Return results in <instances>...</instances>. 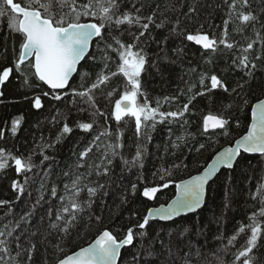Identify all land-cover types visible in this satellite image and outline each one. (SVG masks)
Instances as JSON below:
<instances>
[{"label": "trees", "instance_id": "16d2710c", "mask_svg": "<svg viewBox=\"0 0 264 264\" xmlns=\"http://www.w3.org/2000/svg\"><path fill=\"white\" fill-rule=\"evenodd\" d=\"M14 2L23 6L25 0ZM231 2L122 0V11L135 13L138 8L140 15H152L155 20L149 26L151 36L145 33L141 37L148 60L156 65H146L148 71L141 77L142 92L146 94L149 105L156 107L159 101L160 111H180L191 100L184 117L175 121L169 117L164 123H157L154 129L142 127L139 137L133 118L125 117L118 125L111 116L114 102L122 94L125 85L119 74L94 90L95 109L83 103L79 97L71 95H64L61 101L42 96L43 91L51 90L34 77L31 87L24 85L19 73H14L11 83L6 82L0 86L3 92V96H0V130L3 131L0 149L16 157L27 158L31 155L37 165L26 173L28 183L24 185L25 191L22 194L11 187L14 180L23 184L25 178V175L15 172L14 161L9 160V167L0 171V201L7 202L0 204V230H6V224L9 227L18 224L13 236L8 238L10 256L0 253L4 261L14 264L12 258L15 257V264H57L59 259L89 246L104 230H110L122 238L127 228L141 220L148 209L167 205L175 197L179 182L201 173L219 151L233 145L235 140L247 133L251 109L264 98V0H248V7L237 3V13L250 12L256 17L255 21L248 23L242 22L237 14L229 15L228 5ZM53 10L58 14L59 6L54 5ZM63 11H69V6L65 5ZM161 21L164 22L163 27L156 28L155 24ZM177 21V32L183 35L171 32L173 27H177ZM225 21H228L227 25ZM82 22L95 21L82 18ZM140 30L138 26L129 29L125 24L115 34L122 41L131 43L133 37L130 33L138 35ZM198 33L218 40L224 38L234 47L227 49L218 43L216 52L205 51L185 38L187 34ZM164 37H168L167 43L160 45L158 42ZM248 43H253V48L247 54L258 65L251 77L233 64V60L241 55ZM20 44V35L10 33L8 17L0 18V63H7L5 56L15 60L19 55ZM177 48L183 49L179 55L176 53ZM102 49L103 45L97 46L94 41L91 53L71 82L72 88L87 89L96 79L97 73L103 68ZM110 55L112 59L105 73L109 75L118 71L119 63L115 52H110ZM257 55L261 56L260 60H255ZM28 63L30 61L22 67L30 74L32 69L27 67ZM158 68L160 71H157ZM85 72L89 76L82 79ZM202 74L209 77L215 74L228 91L217 88L211 92L206 91L205 95H195L203 90L200 85ZM205 85H210V80H205ZM109 92H113L111 97L108 96ZM35 96H41L43 107L40 109H35L31 104ZM72 100L76 104L70 103ZM143 101L144 96H139L138 102ZM79 108L86 111H78ZM96 109L105 115L97 113L95 117L91 116L90 113ZM209 114L227 117L229 135H221L223 130L214 134L203 132V118ZM93 119L96 123L91 131L85 132L78 128L77 123L92 122ZM13 120L20 121L15 134L11 132ZM64 123H68L73 131L57 142L56 138ZM106 128L110 135L100 136L93 143L94 137ZM116 143L122 145L117 151L128 161L134 159L139 148L143 167L138 162L129 170L118 156L109 166L108 176L97 175L96 166H100V171L105 166L102 163H106L105 152L111 156L106 145ZM49 144L53 146L48 147ZM200 144L205 147L197 151ZM90 146L92 151L81 160L80 154ZM44 155L49 159L44 160ZM167 172L171 175H167ZM161 175H164V180H161ZM77 177L81 178L79 186L83 188L78 198L80 201L88 199L84 185L96 187L104 184L105 188L100 189L92 198L94 202L91 209L79 214L75 226L65 233L62 227L52 228L51 225H63V221H56L55 215L61 207L65 185H71ZM165 182H168V188L162 187ZM133 183L137 184L135 196L131 194ZM262 183L264 158L246 156L240 159L232 170L222 171L210 184L205 205L196 214L168 223L150 221L145 230L136 229L135 246L131 252L138 253V260L134 262L126 248L119 264H221V260L224 264H232L235 254L250 234L246 227L251 223L250 218L254 213L258 215L261 207L260 201L264 197L257 191V187ZM148 186L161 188L153 202L147 201L140 194ZM53 187L56 189L55 197L51 195ZM105 191L107 195H103ZM125 195L126 204L121 203ZM41 196L44 198L37 203ZM260 219L264 222V218ZM241 226L246 227L245 232L239 233L233 244L229 245L228 240L238 233ZM140 231L145 232L143 237L139 236ZM18 235L25 248L35 246L31 252V261L27 259V252L16 255L14 237ZM258 244L264 245V240L258 241ZM254 252V259L264 258V246L254 249Z\"/></svg>", "mask_w": 264, "mask_h": 264}, {"label": "snow or ice", "instance_id": "6c2138e0", "mask_svg": "<svg viewBox=\"0 0 264 264\" xmlns=\"http://www.w3.org/2000/svg\"><path fill=\"white\" fill-rule=\"evenodd\" d=\"M225 3H228V0H225ZM237 3H241L243 7L249 6L248 0H232L228 5L230 16L237 14L238 18L244 23L256 20V17L250 12L244 13L240 11L237 13ZM121 4L122 0H79V2L78 0H25L22 6L21 3L14 2V0H0V18L7 16L10 33L19 34L21 37L18 57L12 60L5 56L7 63H0V86H4L6 82L11 83L14 73H19L23 77L22 83L24 85L31 87V80L34 77L51 90L50 92L43 91L42 96H50L54 101H61L64 95H71L72 97H79L83 103L95 109L94 90L106 84L111 77L119 74L123 77L125 85L122 94L115 100L114 110L111 113L118 125L125 117L133 118L136 134L139 137L142 127L154 129L157 123H164L169 117L174 121L184 117V114L189 110L191 100H189V103H185L180 111H160L159 101H157L156 107L149 105L146 94L142 92L141 77L143 73L148 71L146 65L150 67H156V65L148 60L147 52L142 46L141 37H144L145 33H149V36H151L149 26L154 24L155 20L152 15L146 17L140 15V9L138 8H136L135 13L122 11ZM54 5L59 6L60 11L58 14L53 10ZM65 5L69 6V11L67 12L63 11ZM133 8H135L134 4ZM82 18H91L95 22H82ZM227 23L228 21H225V25ZM125 24L128 25L129 29L133 26H138L141 29L138 35L130 33L133 37L131 43L122 41L120 36L115 34ZM178 24L179 22L177 21V27H173L171 32L183 35V33L177 32ZM163 25V21L155 24L158 29L162 28ZM185 38L187 41L201 46L205 51L216 52L218 43L224 45L227 49L234 47L232 43H228L224 38L218 40L217 38H210L207 34H187ZM167 40L168 37H164L158 43L164 45ZM94 41L97 46L103 45L101 51L103 68L97 73L96 79L87 89L76 90L71 86L72 77L74 74H79L78 66L83 67L82 61H85ZM253 43H248L247 47L242 49L241 55L233 60V64L249 77L253 76L258 67L247 54L253 48ZM161 51H164V49L161 48ZM110 52L117 54L119 63L118 71L111 72L109 75L105 73L108 69V62L112 59ZM182 52V48L176 49L177 55ZM164 59H167V57H164ZM260 59L261 56L259 55L255 57V60ZM29 61L30 63L27 64V67L32 69L30 74L25 72L22 67ZM171 62L174 63L175 61ZM157 71H160V69L158 68ZM87 76H89V73L85 72L81 78L84 79ZM205 80H210V85H205ZM200 85L203 90L195 95H205L206 91L211 92L217 88H223L225 92L228 91V88L224 86L215 74L210 75V77L202 74ZM238 87H242V85H238ZM112 95L113 92L108 93L109 97ZM141 95L144 96L143 103L138 102V97ZM195 95L192 99L195 98ZM0 96H3L2 91H0ZM70 103L76 104V101L72 100ZM245 103L247 102L245 101ZM31 104L35 109L42 108L41 96H35ZM78 111L83 112L86 109L79 108ZM97 113L100 116L105 115L103 112H99L98 109L90 113V115L95 117ZM251 121L247 134L235 140L234 146L226 147L223 151L218 152L212 162L207 164L202 175H195L191 179L184 180L176 185V199L168 204L167 207L161 205L160 207L148 209L147 214L141 220H137L135 224L127 228L126 234L122 238L110 230H104L98 235L94 243H91L88 247L81 248L80 251L72 255H67L66 258L59 259L58 264H118V260L122 257V249L126 248L129 254L133 256V261H137L138 253L133 254L131 252V248L135 246L136 229L145 230L149 225L150 219L156 217L160 220L170 221L181 213L196 212L206 202V185H209L210 179L221 168L233 169L240 159L253 154H259L260 158H264V100H260L252 107ZM183 122L187 123V120ZM19 123V120L12 121L11 132L13 134L16 133ZM94 123H96L95 119L92 122L77 123V126L80 130L88 132L93 129ZM228 125L229 121L226 116L209 114L203 118L202 130L206 134L212 130L214 134L216 129H221L223 131L220 134L227 136L229 135ZM72 131V127L68 123H64L56 138L57 142L65 134H70ZM106 135H110L107 128L94 137L93 143L98 141L100 136ZM0 138H3L2 130H0ZM148 139L150 140L151 137L149 136ZM180 139L184 138L181 137ZM52 146L51 144L48 145V147ZM121 147L122 145L119 143L106 145V148L111 152V156L109 157L108 152H105L106 163L102 162L105 166L102 171L99 170V165L96 166L98 169L97 175L108 176L110 174L109 166L118 156H120L122 162L129 170L135 167L138 162H140L139 166L143 167L141 162L142 152L139 148L134 159L128 161L117 151ZM204 147V144H200L197 151ZM91 151L92 147L90 146L82 152L80 154L81 160ZM43 159L47 160L49 157L44 155ZM9 160L14 161L15 172L18 175H25L23 184L14 180L11 185L14 191L22 194L25 191L24 185L28 183L26 173L31 172L37 165L33 162L31 155L27 158L23 156L16 157L11 152L6 154L5 150L0 149V171L9 167ZM167 175L170 176L171 173L167 172ZM160 178L164 180V175H161ZM80 183L81 178L77 177L71 185H65V195L61 197V207L55 215L56 221H63V225L53 223L51 225L52 228L62 227V231L68 233L69 229L75 226L74 222L78 220L79 214L91 209L94 202L92 198L97 195L100 189L105 188L104 184H99L96 187L84 185L87 188L88 199L80 201L78 198L83 191V188L79 186ZM162 187L168 188V182H165ZM160 190V187L148 186L144 187L140 194L147 201H152L157 198V193ZM136 191L137 184L133 183L131 185V194L135 196ZM257 191L264 197V183L258 185ZM51 195L53 197L56 196L55 187L51 189ZM103 195H107V192L105 191ZM43 198V196L39 197L37 203ZM4 203L7 202L0 201V204ZM121 203H127L126 195L122 197ZM260 204L258 215L254 213L250 218L251 223L246 226L250 234L235 254L232 264H236L237 261L240 264H264V258L254 259L256 257L254 249L258 250L259 247L264 246L258 244V241L264 240V222L260 219L264 218V198L261 199ZM22 219H26V217H22ZM17 226L18 224L9 227L6 224L4 226L6 230H0V253L3 255L10 256L11 254L8 238L13 236ZM246 227L241 226L238 229V233L230 237L228 244H233V241L237 239V235L244 233ZM144 235V231L139 232V236L143 237ZM14 241L17 249L16 255L20 256L23 252H27V259L31 261V252L35 249V246L25 248L19 235L14 237ZM12 260L15 264V257ZM0 262L8 264V261L3 260V256H0ZM221 264H224L223 260H221Z\"/></svg>", "mask_w": 264, "mask_h": 264}, {"label": "water", "instance_id": "95a60500", "mask_svg": "<svg viewBox=\"0 0 264 264\" xmlns=\"http://www.w3.org/2000/svg\"><path fill=\"white\" fill-rule=\"evenodd\" d=\"M94 43V42H93ZM194 45H196L194 42H192ZM196 46H198V47H200L201 49H203L201 46H199V45H196ZM91 49H92V46L90 47V50H89V54L91 53ZM204 50V49H203ZM89 54L86 56V58L89 56ZM85 58V59H86ZM84 63V61H82V64ZM79 70H80V66H78V72H79ZM76 76V74H74L73 75V77H72V80H73V78ZM72 82V81H71ZM46 86V85H45ZM47 87V86H46ZM64 91H66V90H64ZM262 100H264V98L262 99ZM258 103V102H257ZM256 104V103H255ZM254 104V105H255ZM254 107V106H253ZM251 123H252V121L250 122V125H249V128H250V126H251ZM248 128V129H249ZM219 131H221V129H216L215 130V132H219ZM209 133H212V130H210V132ZM247 134V133H246ZM245 134V135H246ZM235 144V143H234ZM234 144L233 145H229V146H226V147H231V146H234ZM226 147H224V148H226ZM223 148V149H224ZM223 149L221 150V151H223ZM220 152V151H219ZM251 156H257V157H260L259 156V154H253V155H251ZM215 157V156H214ZM214 159V158H213ZM212 159V160H213ZM212 162V161H211ZM210 162V163H211ZM234 167H235V165H234ZM224 170H232V169H227V168H221L211 179H210V181H209V185L210 184H212L213 182H214V180L217 178V176L222 172V171H224ZM204 171V170H203ZM203 171L201 172V173H199V174H197V175H202L203 174ZM192 178V177H191ZM191 178H189V179H191ZM186 180H188V179H186ZM182 182V181H181ZM181 182H179L178 184H180ZM209 185H206V196H207V190H208V187H209ZM158 194V193H157ZM177 194V193H176ZM176 194H175V197L168 203V204H170L174 199H176ZM206 196H205V201H206ZM154 200H152L151 202H153ZM167 204V205H168ZM167 205H163V206H165V207H167ZM204 205H205V203L201 206V208H199V209H197L196 210V212H194V213H181L179 216H176V217H174L172 220H170V221H164V220H160L158 217H156V218H153V219H150V221H160V222H163V223H168V222H173V221H175V220H177V219H179V218H182V217H185V216H189V215H192V214H196L198 211H200L203 207H204ZM160 207V206H159ZM154 208H156V207H154ZM95 241V240H94ZM94 241L92 242V243H94ZM88 247V246H87ZM123 250L124 249H122V252H123ZM80 251V250H79ZM119 261L120 260H118V264H119ZM58 264V263H57Z\"/></svg>", "mask_w": 264, "mask_h": 264}]
</instances>
